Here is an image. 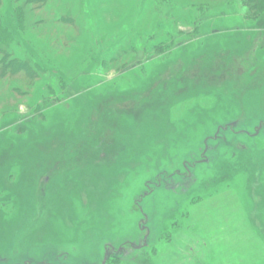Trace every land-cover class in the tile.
Listing matches in <instances>:
<instances>
[{"label":"rangeland","instance_id":"1","mask_svg":"<svg viewBox=\"0 0 264 264\" xmlns=\"http://www.w3.org/2000/svg\"><path fill=\"white\" fill-rule=\"evenodd\" d=\"M151 1L84 0L95 36L71 52L58 42L81 20L35 6L32 43L69 88L43 119H5L0 104V264H264V12L165 0L214 7L169 55L141 38L138 65L106 70L110 34L176 30ZM16 6L0 20L24 42Z\"/></svg>","mask_w":264,"mask_h":264},{"label":"trees","instance_id":"2","mask_svg":"<svg viewBox=\"0 0 264 264\" xmlns=\"http://www.w3.org/2000/svg\"><path fill=\"white\" fill-rule=\"evenodd\" d=\"M43 1L16 0L17 6L14 10L20 33L23 37L24 35L27 36L25 40L23 39L24 42L20 41L10 28L0 20V104L3 103L2 116L5 119H12L14 117H17L16 119H43L46 109L62 102L69 88V82L63 75L58 74V70L55 69L61 65H56L52 69L49 64L54 58L47 53V48L41 47L42 45L38 41H36L35 45L32 43L35 37L32 36L34 32L32 33L31 29L34 25L39 24V20L35 19V12L37 10L35 6H41ZM58 1L61 2L59 8L54 6L51 11L54 23L62 24L67 28H74L81 20L82 25V29H79L80 36L70 37L67 40L59 41L60 43L58 42V44L68 52H71L75 46L80 45L79 48H82V45L87 46L88 40H93L95 34L90 32L89 29L90 23L84 11V0ZM242 2L247 6L248 11L253 12V19L259 17L264 12V0H242ZM151 3L158 5L159 12H161L159 5L163 6L168 17L174 18L172 20L169 19V21H174L176 30L153 29L152 33H150L151 35L146 34L145 37L133 35V33L110 34V37L116 35L115 39H111L115 41H113V44L116 45L113 46L111 44L112 49L103 59V65L106 67V70L112 69L120 72L138 65L137 63L140 61V45L138 41L141 38L145 42L146 40L153 41L155 56L163 58L169 55L174 48L197 36L199 33L198 29L200 30V25L205 20L202 15H205L214 7L208 4H200L190 6L189 9H186L188 7L186 5L184 9H181L179 6H175L176 3L170 1L167 3L165 0H152ZM5 6L6 0H0V16L4 12ZM193 9H197V13H192ZM175 11L176 14H174ZM76 12H78L77 15H75ZM131 22H135L137 25L140 24L141 20L138 19L136 13L133 15ZM178 22H182L186 26L192 25L193 30L187 32L178 29ZM101 27L103 30L100 26L98 28L100 29L99 36L100 38L102 37L101 41H105L109 37L107 32L113 29L109 30L103 25ZM27 29L30 30L28 31ZM39 32H41L40 29ZM26 42H29L34 49H31V46L26 44ZM39 49L42 52H46V56L44 54L42 56L38 52ZM19 79H22L24 82H16ZM22 106H25L28 110L26 116L21 115ZM109 260L108 258L107 261Z\"/></svg>","mask_w":264,"mask_h":264},{"label":"water","instance_id":"3","mask_svg":"<svg viewBox=\"0 0 264 264\" xmlns=\"http://www.w3.org/2000/svg\"><path fill=\"white\" fill-rule=\"evenodd\" d=\"M105 262H106V259L104 260L103 264H105Z\"/></svg>","mask_w":264,"mask_h":264},{"label":"flooded vegetation","instance_id":"4","mask_svg":"<svg viewBox=\"0 0 264 264\" xmlns=\"http://www.w3.org/2000/svg\"><path fill=\"white\" fill-rule=\"evenodd\" d=\"M123 247H120V249L122 250ZM107 253V252H106Z\"/></svg>","mask_w":264,"mask_h":264}]
</instances>
